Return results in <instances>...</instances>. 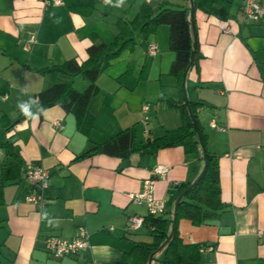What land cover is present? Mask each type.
<instances>
[{
  "label": "crops",
  "instance_id": "0c3cea01",
  "mask_svg": "<svg viewBox=\"0 0 264 264\" xmlns=\"http://www.w3.org/2000/svg\"><path fill=\"white\" fill-rule=\"evenodd\" d=\"M166 1L186 8L189 17V0H93L87 13L65 3L0 0V118L12 121L6 133L11 146L0 148V179L7 180L0 185V264H120L131 243L150 242L144 225L127 229L128 217L147 215L146 206L129 194L139 192L152 169L163 164L169 169L154 180V196L166 203L172 185L192 183L202 170L200 147L193 153L169 147L125 159L107 154L73 158L127 127L143 142L179 126V109L172 103L185 100L182 85L187 101L201 103L196 117L205 149L217 160L225 206L200 223L181 218L179 236L198 245L199 264H264V17L244 20L241 0L227 19L193 7V45L201 57L182 83L169 71L175 56L169 27L159 25L146 37L136 34L133 45L96 79L99 90L88 104L93 116L88 133L58 105L30 115L21 108L61 81L60 75L42 70L70 59L81 64L93 42L113 41L118 19L132 20L143 2L156 8ZM259 2L264 6V0ZM31 37L35 40L28 43ZM152 42L157 48L151 56ZM73 85L83 91L88 82L76 78ZM148 97L156 99L143 121ZM212 120L223 130L211 127ZM31 162L50 175L41 210L25 200L30 187L24 172ZM78 226L88 232L87 249L61 259L48 255L46 237L71 239ZM162 256L163 247L157 248L148 264H161Z\"/></svg>",
  "mask_w": 264,
  "mask_h": 264
},
{
  "label": "trees",
  "instance_id": "16d2710c",
  "mask_svg": "<svg viewBox=\"0 0 264 264\" xmlns=\"http://www.w3.org/2000/svg\"><path fill=\"white\" fill-rule=\"evenodd\" d=\"M92 1L64 0V3L72 10L87 13L92 8ZM237 1L193 0L195 7L219 19L229 18L231 9ZM240 4L238 3V7ZM162 24L169 27V47L175 54L169 71L179 83H182L183 74L189 66L191 57L194 55L191 66L195 67L201 57L198 49H194L187 9L176 7L167 1L160 3L156 8L143 2L132 20L118 19L116 21L118 33L112 42L108 44L93 42L87 49L88 58L81 64L70 59L42 70V72H54L62 79L40 91L36 98L27 105L26 114L30 115L58 105L65 112L74 115L78 129L88 133L93 123V116L88 112V104L99 90L96 85L99 73L109 65L112 59L119 56L123 49L133 45L136 34L146 37ZM76 78H83L88 82L86 89L78 91L74 88L73 83ZM172 104L179 109L180 114V124L176 128L166 130L161 136L153 139L147 138L142 142L137 140L133 127H127L73 158V161H78L95 154H107L125 159L132 153L154 154L159 149L176 146H181L185 153H193L199 147L202 150L205 170L196 184L191 188H189L190 182L171 186L166 202L167 211L160 216L146 215L144 218L143 225L148 229L152 240L131 243L130 250L122 255L120 264H148L153 251L163 243L170 232L173 205L183 192L176 208L172 236L163 246L161 264H199L198 245L183 242L178 233L177 223L181 218L189 219L192 223H200L207 218L214 217L215 212L222 210L225 206L220 199L217 160L205 149V137L196 117V109L201 103L181 100L179 103ZM187 106L190 107L194 119L189 115ZM11 126L12 121L7 117L0 118V148L7 149L11 146L6 137ZM6 182L7 180L0 179V185Z\"/></svg>",
  "mask_w": 264,
  "mask_h": 264
},
{
  "label": "built area",
  "instance_id": "2783aa9c",
  "mask_svg": "<svg viewBox=\"0 0 264 264\" xmlns=\"http://www.w3.org/2000/svg\"><path fill=\"white\" fill-rule=\"evenodd\" d=\"M45 6L62 5L63 0H42ZM240 12L244 20L251 22H259L264 17V6L259 0H242L240 4ZM34 37L29 38L28 43H33ZM24 49L28 46L24 44ZM157 45L152 42L148 45L147 54L155 55ZM149 104L145 103L142 107L143 121L148 120ZM56 125H59L56 122ZM211 127L218 130H223V127L215 121L210 122ZM168 166L159 164L156 165L151 172V176L146 178L142 183V188L139 192L130 193L129 198L137 204H144L147 209V215L160 216L166 211V203L164 200L154 196V180L164 176L168 171ZM48 170L37 162H31L27 165L24 172V180L30 187V191L25 197V200L41 210L45 203L44 191L49 185ZM144 216L132 215L127 219V229H138L144 223ZM44 249L52 258L61 259L65 256L76 255L89 247V235L84 226H78L75 236L71 239H64L57 236H48L44 239Z\"/></svg>",
  "mask_w": 264,
  "mask_h": 264
},
{
  "label": "water",
  "instance_id": "95a60500",
  "mask_svg": "<svg viewBox=\"0 0 264 264\" xmlns=\"http://www.w3.org/2000/svg\"><path fill=\"white\" fill-rule=\"evenodd\" d=\"M190 1V12H189V20H190V27H191V32H192V36L193 38L195 37V34H194V29H193V23H192V13H193V7H194V4H193V0H189ZM193 52H194V49H193ZM194 61V55L191 57L190 59V63H189V66L187 67L186 71L184 72L183 76L185 77L186 75V72L187 70L189 69V67L191 66V64L193 63ZM182 88L184 90V85H182ZM185 95V94H184ZM187 101L186 97H185V102ZM188 108V112H189V115L191 116L192 119H194L193 117V114H192V111L190 109L189 106H187ZM205 170V163L203 165V168L202 170L200 171V173L198 174V176L195 178V180H193V182L190 184L189 188H191L192 186H194L197 182V180L201 177V175L203 174ZM184 192L175 200L174 202V205H173V211H172V223H171V229H170V232L167 236V238L163 241V243L158 247V250L161 249L167 242L168 240L171 238L172 236V233H173V229H174V221H175V218H176V208H177V205H178V202L179 200L181 199V197L183 196ZM152 256V255H151ZM151 256L149 258V261L151 259ZM148 261V262H149Z\"/></svg>",
  "mask_w": 264,
  "mask_h": 264
},
{
  "label": "rangeland",
  "instance_id": "374dc122",
  "mask_svg": "<svg viewBox=\"0 0 264 264\" xmlns=\"http://www.w3.org/2000/svg\"><path fill=\"white\" fill-rule=\"evenodd\" d=\"M242 18H243V17H242ZM243 19H244V18H243ZM181 88H182V86H181ZM182 91H183V93L185 94L186 99H188V98H187V93H186L185 88H184V90H183V88H182ZM155 99H156V98H151V99H150V98L148 97V98L145 100V101H146L145 103H148V104L150 105V103L155 102ZM147 115H148V117H149V114H147ZM140 124H141V122H140Z\"/></svg>",
  "mask_w": 264,
  "mask_h": 264
},
{
  "label": "clouds",
  "instance_id": "9594fccd",
  "mask_svg": "<svg viewBox=\"0 0 264 264\" xmlns=\"http://www.w3.org/2000/svg\"><path fill=\"white\" fill-rule=\"evenodd\" d=\"M22 110H24L26 113L28 111V106L27 105H21Z\"/></svg>",
  "mask_w": 264,
  "mask_h": 264
}]
</instances>
